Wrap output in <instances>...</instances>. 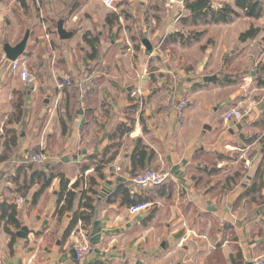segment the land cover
Wrapping results in <instances>:
<instances>
[{"label": "crops", "instance_id": "crops-1", "mask_svg": "<svg viewBox=\"0 0 264 264\" xmlns=\"http://www.w3.org/2000/svg\"><path fill=\"white\" fill-rule=\"evenodd\" d=\"M222 1L215 4L211 0L214 6L230 5L238 16L227 23L193 25L183 0H113L111 5L102 0H24V5L19 0H0V203L16 205L20 225L18 229L8 225L16 233L10 247V235L0 221V264H232L238 252L240 264H253L258 258L264 261V129L256 125L264 100L251 99L252 94L245 91L246 82L241 87L235 84L241 80L240 74L254 71L249 66L255 61L254 52L261 48L259 38L240 42L238 36L250 25L262 27L259 23L264 16L247 17L233 0ZM92 4L101 10L95 12ZM81 15L88 18L82 20ZM108 16L117 20L107 23ZM98 19L103 29L93 33L89 25ZM58 21L72 34L88 21L83 39L96 52L95 57L90 53L91 64L88 67L86 63L83 72L102 70L79 107L72 106L76 101L73 92L58 87L61 74L57 72L66 70L80 76L82 70L67 49L58 61L47 59L51 44L64 47V41L72 38H59ZM75 21L77 27H71ZM208 24L221 28L222 35L234 36L223 38L218 47L229 48L231 56L235 49L241 50L238 57L246 59L247 69L225 75L205 73L198 79L191 77L193 71L181 67L175 75L167 65L168 45H184L164 44V40L180 32L186 37L197 33V41L203 35L199 27ZM21 31L23 36L28 31L29 38L17 59L37 75L30 88L10 68L11 61L3 51L5 43L13 46L22 39ZM144 39L152 47L150 53ZM104 40L108 41L105 48ZM142 47L146 61L137 54L139 59L129 63L117 54L120 48L135 52ZM109 51L115 61L94 62ZM224 54L222 64L228 61ZM212 74L218 77L203 81ZM168 91L187 101L186 115L176 117L167 100ZM230 107L249 111L241 121H224L222 113ZM35 111L40 115L36 125L30 121ZM45 113H49L54 130L46 135V158L41 166L54 176L32 202L41 183L35 182L21 195L17 189L24 173L17 167L23 164L26 152L44 140ZM57 114L61 117L55 118ZM119 124L131 129L115 134ZM237 134L244 141L242 149L234 139ZM251 137L254 139L249 141ZM137 143L153 151L148 168L165 175L160 186L132 183L130 155ZM256 144L258 154L250 150ZM45 163L51 165L52 172ZM97 166L99 170H95ZM141 171L137 167L135 175ZM57 173L64 175L68 188L78 178H83L84 190L90 178L95 181V193L86 192L93 200V213L88 214L90 210L85 208L79 211L85 217L91 215L90 221L79 218L67 234L72 214L82 200L78 195L70 211H59ZM118 182H129L134 192L149 188L153 198L149 207L131 213L120 198L109 197ZM227 182H232L231 187ZM254 183L261 187L250 192ZM21 227L27 228L24 238L17 236ZM78 242L89 247L82 259L75 254Z\"/></svg>", "mask_w": 264, "mask_h": 264}, {"label": "trees", "instance_id": "trees-1", "mask_svg": "<svg viewBox=\"0 0 264 264\" xmlns=\"http://www.w3.org/2000/svg\"><path fill=\"white\" fill-rule=\"evenodd\" d=\"M19 1L22 5H24V0H19ZM233 1L235 7L243 10L244 15L247 17L258 19L264 16V4L261 2V0H233ZM183 2H184V7L189 12L187 19H190V23H192L193 25H198L201 23H210V22L227 23L233 17L238 16V12L228 4H221V6H214L211 0H183ZM116 20H117L116 16L106 17L107 23L110 24H112ZM86 35L88 34L84 35L85 38ZM256 38H259L261 41V46L263 49V58H264V27L250 25L246 30L242 31L238 36V40L240 42H245L247 40H254ZM192 41L193 40L190 36L186 37L183 33L178 32L169 35L168 39L164 40L163 43L164 44L179 43L184 46H189L192 43ZM92 51L93 54H95L96 50L94 46H92ZM91 57L94 56L91 55ZM256 78H257L258 87L264 88V77H255V79ZM229 81L231 82L232 80ZM71 92H73V95L76 99V101H74L72 104L73 108L77 105L79 107V104L81 105V102L78 98L77 89L73 87L71 89ZM256 125L259 128L264 129V111L262 113L261 118L256 122ZM130 129H131L130 127H126L123 124H119L116 127L115 134L118 133L119 135H122L128 132ZM62 133H65V127L63 126H62ZM253 139L254 137H251L249 138V141H252ZM11 142L13 145L15 144V140H12ZM110 147H114V146H110ZM110 147L104 150L103 152L104 155L106 154L107 151L110 150ZM152 156H153L152 150L141 145L140 143H137L135 145L130 155V161L134 172L133 177L137 175V174L135 175V170L137 167H140L143 170L148 168V164L152 159ZM219 157H221V155H219ZM110 159L111 158L109 157L107 161ZM41 164L29 162L25 158L23 164L17 167L18 172L22 171L24 173V178L22 180L23 182L21 186L17 189L18 193L23 195L35 182L41 183L40 189H38L32 196V202H35L37 196H39L41 192L51 183L54 176L53 173L46 174L45 171L46 169L44 170L45 167L41 166ZM45 164L48 171L52 172L51 165L49 163H45ZM99 168L100 167L97 166L95 167V170H99ZM83 170H85V168ZM56 175L60 177V191L58 196V203L60 204V202H62V205L59 211L61 212L70 211L73 206V202L78 195L81 196L80 199L82 200V202L79 201L77 210L72 214V219L69 222V225L65 231L67 234L68 232H70L73 225L78 221L79 218H81L83 221H90L91 215L89 217H85L79 211L80 208H85L90 210L88 214L93 213L94 211V207L92 205L93 200L91 198V195L86 194V192L88 191L90 194L95 193V190L93 189L95 181L94 179L90 178L89 187L87 190H84L82 189L81 186L83 184V178L80 179L78 178L71 185V187L68 188V181L64 178V175L62 173H57ZM16 179L17 178H15L14 180ZM232 182L230 183L227 182V185L231 187ZM161 184L157 185L156 187L160 186ZM260 187L261 184L254 183L251 187H249L248 190L250 192H256L257 190L260 189ZM140 190L142 191L134 192L129 187V182H118L114 186V189L109 197L120 198L121 204L129 208L131 206L142 203H151L153 198L149 194L150 193L149 188H142ZM16 214H17V207L14 203H6V202L0 203V221L3 222L4 225L3 228L5 232L10 235V242H9L10 247L12 246L16 233L10 231L8 225L14 226L17 229L20 227L19 222L16 218ZM241 258H242L241 254L240 252H238L236 254V258L235 257L232 258V264H240L237 261L240 260Z\"/></svg>", "mask_w": 264, "mask_h": 264}, {"label": "rangeland", "instance_id": "rangeland-1", "mask_svg": "<svg viewBox=\"0 0 264 264\" xmlns=\"http://www.w3.org/2000/svg\"><path fill=\"white\" fill-rule=\"evenodd\" d=\"M57 1L60 3H65L67 0H57ZM213 1L215 2V4H217L218 2L224 3L222 0H213ZM91 6L95 12H97V10H101L98 8V6L96 7L95 4H92ZM60 16L61 15H59V17ZM85 18H88V16L87 17L82 16V20H86ZM76 21L78 22V20H76ZM76 21L71 24V27H77ZM79 21H81V19ZM263 21L259 23L262 27H264ZM88 24H89L88 21L85 22V24L83 22V25H82L83 27H80L81 30H78V31L74 30V34L71 35L72 38L71 39L69 38L70 40L64 41V43L62 44V45H64V47H62L58 43H55L56 48H54V45L51 44L52 48L47 49V52H49L47 59L50 58L53 60V57H54L55 61H58V58L62 57L65 49H67L68 55L72 56L73 62L75 61L76 67H78V69L80 67V69L82 70L81 72L84 71L83 69L86 67V63H87V66L89 67L91 64V62L89 63V60L92 61L89 58V55L91 52H92V55H94V54H93L92 49H89L88 44L86 42H84V39H83V34L85 32V30L83 28L86 27V25L88 26ZM91 24L92 25H89V26L91 27V31L93 33H96V31L99 29H103V25H102V22L100 19H98L95 22H91ZM24 27H25V25L22 26V28H21L22 31H25ZM199 29L203 30V35H201L202 34L201 33L200 38L197 39V41H195L197 35H193L191 33L190 37H192L193 41H195L191 45L185 46V47L184 46H178V45L177 46L168 45L169 52H166V56H167V60H168L167 65H168V67H170V69L173 71V73L175 75L181 70V67H183L184 70L186 69V70L193 71V73L191 74V77L195 76L198 79L201 78V76L205 73H218L221 75H225V74H229L231 72L233 73V71H235L236 73H240L241 71H244L245 69H247L246 67H244V62L246 61V59L244 58L243 60H240V57H238L241 50L235 49L233 52L235 55L231 56V55H229V50H228L229 48L225 47V49H222V48L218 47V46H220V42L223 40V38L234 37L233 35H230V34L222 35L219 32V30L221 28H218L217 26H214L211 24L201 26V27H199ZM22 31H21L20 36H23ZM194 31H196V30H194ZM93 33H91V35H94ZM233 42L235 44V41H233ZM260 44H261V41H260ZM48 46H50L49 43H48ZM106 46H108V41L104 40V48ZM42 50H44V48H42ZM97 51L99 53L101 52L100 50H97ZM144 52H145L144 47H142L139 51L135 50V52L134 51H127L123 48H120L118 50L117 54L119 55L120 58L126 59L129 63H135L136 60L139 59L138 56H140V58L142 60L146 61ZM224 52H227V53H225L226 55L224 54ZM254 53L256 54L254 56L255 61H254V63H252L249 66V68L255 71V75L251 76V74L249 72H247L243 76H238L239 78H241V80H239V82H236L235 84L237 87H241L240 85L244 84L246 82V84L248 85V87L245 90L246 94L251 93L252 94L251 99H254L256 102H258V101L264 100V89L262 87L261 88L258 87L257 78L255 79V77H264V66H263L264 58H263L262 46L260 48V51H257ZM137 54H139V55L137 56ZM223 54L226 56V58H228V61L225 64H222L223 63L222 58H225V57H222ZM111 58L113 61H115V59H116L114 56H112V54L109 51L108 54L105 53L103 56H98L97 58H95L94 62L100 63V60L104 59L107 61V60H110ZM155 60L160 62V61H162V58H160V59L155 58ZM159 65H162V64L159 63ZM145 68L149 69V64H146ZM113 70H114L113 72L115 73L116 71L119 70V68H117V70L116 69H113ZM87 71L83 72L80 76H75L71 73L66 72V70L63 72H57L58 74H61L60 76H58V78H59L58 80L60 81L61 76H70L74 79H77L81 76L82 77L87 76L90 73L91 74L96 73L97 76L99 77L98 74L102 73V70H100V67H98V69L94 70V72L93 71L87 72ZM31 72L33 73L34 78L36 79V77H37L36 73L33 71H31ZM35 79L31 82L30 81L27 83L25 82L26 87L28 86L27 88H30L33 85V82L35 81ZM253 88H257V90L252 91ZM91 91L92 90H90V92ZM57 104H58V102H57ZM187 106H188V103H187ZM184 115H186V114H184ZM39 116L40 115H39L38 111H35V113L33 115H30V117H31L30 121L32 120V124L36 125V121H40ZM46 116H47V118H45V120H44V127H43V128H45V126H46L45 133L43 135L44 140L42 141V143L37 144V145L41 144L44 151L47 149L46 148V145H47L46 135L48 132H51L54 130V124H53L52 120L50 121L51 117H50L49 113H45V117ZM58 116L61 117V115L57 114L55 116V118ZM183 117H185V116H183ZM41 122H42V119H41ZM39 125H40V122H39ZM234 139L236 140V143H237V146H239V149H242L244 147V145H243L244 141L242 138H240V135L237 134L236 136H234ZM258 144L254 145L253 146L254 148L253 147L250 148L251 151H253L254 153H257V154L259 153L256 150ZM37 145H35V146H37ZM237 152L239 153L240 150H236V153ZM149 168L156 170L154 167H152V168L149 167Z\"/></svg>", "mask_w": 264, "mask_h": 264}, {"label": "built area", "instance_id": "built-area-1", "mask_svg": "<svg viewBox=\"0 0 264 264\" xmlns=\"http://www.w3.org/2000/svg\"><path fill=\"white\" fill-rule=\"evenodd\" d=\"M105 5H111L113 0H102ZM10 68L18 73V76L23 82L33 81L34 75L29 70L27 65L21 62L19 59L10 62ZM93 74V73H92ZM91 73L87 76H83L74 79L70 76H61L58 82V87L61 90L71 91L73 87L77 89L78 98L81 104L86 100L96 78L98 77L96 73L92 75ZM248 86V85H247ZM168 103H170L173 112L176 117H181L187 108V101L184 98L178 97L175 93H170L167 96ZM249 109L246 107H230L222 113L224 121H241L247 114ZM46 155L42 145H37L32 147L26 152V159L29 162L41 164L45 160ZM165 180V175L158 170L154 169H144L136 176L132 178V183L137 186H155L163 183ZM21 202V200H19ZM150 203H142L138 205L131 206L129 211L131 213H139L146 210ZM75 254L77 259H82V257L88 253L89 247L84 242H78L74 246ZM253 264H264L261 258L255 259Z\"/></svg>", "mask_w": 264, "mask_h": 264}, {"label": "water", "instance_id": "water-1", "mask_svg": "<svg viewBox=\"0 0 264 264\" xmlns=\"http://www.w3.org/2000/svg\"><path fill=\"white\" fill-rule=\"evenodd\" d=\"M56 29H57V34H58L60 39H68L72 35V32L67 31L63 28L62 21L57 22V28ZM28 37H29V33L27 31L24 34V36L22 37V39L18 43H16L15 45L12 46L8 43H5L3 46V51H4V55H5L6 59L13 61V60H16L18 57H20L21 54L24 52ZM143 45L146 48V51L148 53H150L152 51V47H151L150 43L148 42V40L144 39ZM241 75H243V73L240 74L239 76H241ZM251 75L254 76L255 71H252ZM217 77L218 76L216 74L206 75L203 77V81L207 82V81L215 80ZM26 232H27V228L21 227V229L17 232V236L19 238H24L26 236Z\"/></svg>", "mask_w": 264, "mask_h": 264}]
</instances>
